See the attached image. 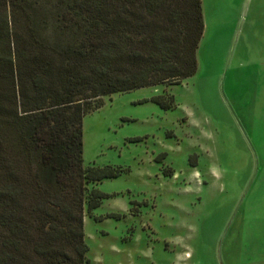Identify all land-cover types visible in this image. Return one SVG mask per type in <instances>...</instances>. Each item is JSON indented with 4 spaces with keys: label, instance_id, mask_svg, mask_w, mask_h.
Here are the masks:
<instances>
[{
    "label": "rangeland",
    "instance_id": "374dc122",
    "mask_svg": "<svg viewBox=\"0 0 264 264\" xmlns=\"http://www.w3.org/2000/svg\"><path fill=\"white\" fill-rule=\"evenodd\" d=\"M202 3L193 77L84 117V167L130 169L88 186L111 198L85 206L87 264H264V0Z\"/></svg>",
    "mask_w": 264,
    "mask_h": 264
},
{
    "label": "trees",
    "instance_id": "16d2710c",
    "mask_svg": "<svg viewBox=\"0 0 264 264\" xmlns=\"http://www.w3.org/2000/svg\"><path fill=\"white\" fill-rule=\"evenodd\" d=\"M204 29L202 0H0V264L89 262L88 186L130 169L84 167V117L193 77Z\"/></svg>",
    "mask_w": 264,
    "mask_h": 264
},
{
    "label": "crops",
    "instance_id": "0c3cea01",
    "mask_svg": "<svg viewBox=\"0 0 264 264\" xmlns=\"http://www.w3.org/2000/svg\"><path fill=\"white\" fill-rule=\"evenodd\" d=\"M203 4V3H202ZM203 15H204V13H203ZM200 46V45H199Z\"/></svg>",
    "mask_w": 264,
    "mask_h": 264
}]
</instances>
